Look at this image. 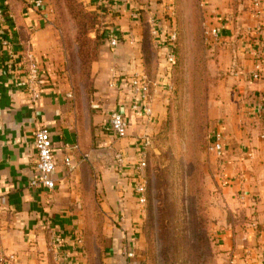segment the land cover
I'll use <instances>...</instances> for the list:
<instances>
[{
  "label": "crops",
  "instance_id": "crops-1",
  "mask_svg": "<svg viewBox=\"0 0 264 264\" xmlns=\"http://www.w3.org/2000/svg\"><path fill=\"white\" fill-rule=\"evenodd\" d=\"M9 1L11 18L0 20V264H90L89 255L81 259L77 238L85 231L83 205L89 200L94 176L108 220L103 228L104 263L121 264L123 249L129 246L136 254L133 262L138 264L142 238L139 206L133 193L139 181L136 151L141 138L151 139L165 119L166 98L159 88L152 91L150 87L147 104L151 114L147 115L130 87L133 77L145 73L138 51V25L132 20L129 6L110 0L111 12L103 13L113 24L106 28L118 44L111 49L105 41L100 47L98 58L91 65L93 91L81 99L69 86L64 51L47 6L38 11L30 7L31 0ZM210 1L219 5L221 0ZM226 11L235 12L228 7ZM220 12L213 10L215 27L221 34L217 39L239 37L240 42L230 63L232 74L243 75L241 80H245L246 74L259 70L264 78V65L260 63L263 60L247 53L256 40L258 22L253 10L251 14L244 11L248 14L246 21V16L238 14L242 21L235 25L222 24ZM161 23H155L160 33ZM28 52L40 69V95L34 102L20 65ZM261 78L248 79V85L254 86ZM134 104L140 106L134 109ZM258 105L263 104L253 97L246 102L249 117L259 118L253 114ZM112 112L120 113L127 122L126 136L121 139L110 131ZM41 126L50 132L57 163L55 188L51 191L29 186L36 175L33 134ZM215 131L222 133L225 147L228 135L224 136V124L219 123ZM117 153L124 157L122 171L115 163ZM227 153L224 148L220 175L222 191L229 194L225 203L231 207L240 202L248 206L256 196L264 194V172L260 173L257 164H250V160L231 156L234 162ZM66 156L73 161V169L63 164ZM251 231L248 229V237ZM221 240L229 247L232 232L226 230ZM245 253V258H254V263L246 260L242 264H264L257 261L256 249L248 247Z\"/></svg>",
  "mask_w": 264,
  "mask_h": 264
},
{
  "label": "rangeland",
  "instance_id": "rangeland-1",
  "mask_svg": "<svg viewBox=\"0 0 264 264\" xmlns=\"http://www.w3.org/2000/svg\"><path fill=\"white\" fill-rule=\"evenodd\" d=\"M46 2L64 51L69 86L77 97L85 99L93 91L91 65L111 35L106 27L113 24L93 1ZM248 2L119 1L118 5L129 6L138 25V51L150 87L152 91L159 88L166 98L165 119L147 148L144 190L133 191L142 238L138 264L254 263V258H245L248 247L256 249L257 261H264V194L245 207L242 202L233 207L225 203L229 194H224L220 184L221 160L209 151L210 136L223 123L224 136L228 135L227 156L234 162L231 156L250 160L264 172L260 168L264 165V115L253 119L246 106L253 97L264 108V78L249 86V74L245 80H241L243 75H233L230 63L240 48L239 37L222 40L208 33L216 26L214 9L221 11L222 24L235 25L242 21L238 14L246 16L243 21L248 17L244 11L251 14ZM262 3L264 8V0ZM91 4L94 9L89 8ZM226 7L234 9V14L225 12ZM158 21L162 22L161 31L172 23L177 33V58L170 69L160 66L161 53L152 31L158 30ZM256 60H263L260 63L264 65V58ZM97 187L94 176L89 200L83 205L86 224L81 237L92 264H105L103 228L108 220ZM248 229H252L249 237ZM226 230L232 232L229 247L221 240Z\"/></svg>",
  "mask_w": 264,
  "mask_h": 264
},
{
  "label": "built area",
  "instance_id": "built-area-1",
  "mask_svg": "<svg viewBox=\"0 0 264 264\" xmlns=\"http://www.w3.org/2000/svg\"><path fill=\"white\" fill-rule=\"evenodd\" d=\"M47 0H31L29 2L30 7L35 10H41L47 4ZM93 5L97 8L101 13L105 11L111 12L113 5L110 4V0H92ZM120 2L125 0H119ZM9 0H0V20H4L6 18H11L10 14L6 12ZM251 4V8L253 10V14L257 19L258 25L256 33L255 46L247 50V53L254 58H264V8L262 0H249ZM153 34L155 36V44L160 49L161 57H160V66L170 69L174 62L173 53L169 50L162 48V44L164 41H168L172 46L174 41L176 40L177 33L172 23H169L166 30H163L161 33L156 28H153ZM208 33L214 37L218 38V28L213 26L210 28ZM4 41V45H6V41ZM118 44V39L114 36H110L108 38V46L111 49H114ZM21 70L24 74V79L26 83V87L28 89L31 101H35L39 95V82H40V69L33 57L31 52L26 53L21 60ZM249 80L258 81L261 78V73L259 70H255L249 74ZM130 87L132 91L139 97L141 100V109L145 112V114H151V108L147 104L148 95H149V82L145 75H138L133 77L130 82ZM140 105L134 104L133 108L137 109ZM255 116L261 117L264 115V108L261 105H258L254 109ZM109 128L113 136L117 139H121L126 136L127 133V122L124 117L118 112H112L109 118ZM209 151L212 152L219 160L222 159L224 152V137L220 131H215L210 136L209 142ZM150 145V138L143 137L141 138L140 144L137 147L136 151V176L138 178V184L135 188L137 192H142L144 190L145 181H144V169L146 167V154L147 148ZM33 147L35 150V163H34V171L36 175L30 179L29 186L32 188H41L45 190H53L55 188L54 181V172L56 169V161L53 152L52 141L50 137V132L48 128L41 126L38 128L33 134ZM244 156L250 157L251 153H244ZM247 160V159H246ZM63 164L67 166L69 169H73V161L69 157H64L62 160ZM115 163L117 165V169L122 171L124 166V157L121 153H117L115 155ZM220 173V172H219ZM222 174V173H221ZM78 245V253L82 260L86 259V251L83 246V239L81 236L77 238ZM136 254L134 250L125 246L123 249V261L121 264H134V259ZM84 264V263H83Z\"/></svg>",
  "mask_w": 264,
  "mask_h": 264
},
{
  "label": "trees",
  "instance_id": "trees-1",
  "mask_svg": "<svg viewBox=\"0 0 264 264\" xmlns=\"http://www.w3.org/2000/svg\"><path fill=\"white\" fill-rule=\"evenodd\" d=\"M11 1L8 2V6H7V9L5 10L6 12L10 13V8H11ZM167 29V27H166ZM164 29V30H166ZM176 41H177V37H176V40L174 41L173 45L171 46L170 43L168 41H164V43L162 44V48L166 49V50H169L170 52L173 53V56H174V62L172 64V66L175 65L176 63V58H177V51H176ZM1 48V46H0ZM171 66V68H172ZM149 81V80H148ZM149 88H150V82H149ZM88 263L92 264V260H91V256L89 255V259H88Z\"/></svg>",
  "mask_w": 264,
  "mask_h": 264
}]
</instances>
